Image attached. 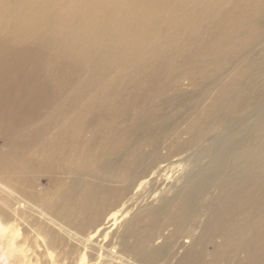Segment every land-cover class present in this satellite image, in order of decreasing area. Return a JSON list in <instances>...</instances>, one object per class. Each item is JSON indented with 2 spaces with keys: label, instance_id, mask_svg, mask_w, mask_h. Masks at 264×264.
Returning a JSON list of instances; mask_svg holds the SVG:
<instances>
[{
  "label": "bare ground",
  "instance_id": "bare-ground-1",
  "mask_svg": "<svg viewBox=\"0 0 264 264\" xmlns=\"http://www.w3.org/2000/svg\"><path fill=\"white\" fill-rule=\"evenodd\" d=\"M189 1L0 0L10 257L264 264V0Z\"/></svg>",
  "mask_w": 264,
  "mask_h": 264
},
{
  "label": "rangeland",
  "instance_id": "rangeland-1",
  "mask_svg": "<svg viewBox=\"0 0 264 264\" xmlns=\"http://www.w3.org/2000/svg\"><path fill=\"white\" fill-rule=\"evenodd\" d=\"M190 3H188V5H194L193 3H192V0H190L189 1ZM224 3V2H223ZM228 3L229 2H225L223 5H228ZM0 6H2V8H1V14H2V19L7 15V14H9V12H10V14H12L11 13V8H10V6L9 5H0ZM36 6V5H35ZM37 8L38 9H42L43 8V10H44V6H41V5H37ZM2 10H4L3 12H2ZM12 12L14 13V15L18 18V22L19 23H21V22H23L22 21V15H21V9L20 8H17L16 10H12ZM4 14V15H3ZM183 88H185V86H183ZM189 90V89H188ZM103 122H105V125L107 126L109 123L108 122H106V121H103ZM161 136V135H160ZM144 151H143V153L146 155V154H148L149 152H150V149L148 148V147H144ZM72 170H74L75 171V169H72ZM179 173V171L178 172H169V173H167L166 175H165V177H164V180L163 179H161V181H160V186H162V185H164V186H166L167 188H169V185H171L175 180H176V178L177 177H179V176H181L182 174H184V172H181V175H177ZM138 179H136L134 182H136ZM180 180V179H179ZM65 183H67L68 182V178H66L65 180ZM64 181H63V183H64ZM179 183H180V181H178ZM137 183V182H136ZM136 183H134L133 185H135ZM178 184V183H177ZM40 185H44V183H42V182H40ZM150 186H151V184H150ZM146 192V187H144V189L141 191V195H142V197H140L139 199H138V201L135 203V205H133L132 207H130L128 210V215L127 216H132V215H136V214H138L139 212H143L144 211V209L146 208V207H149L148 205H156V198L155 197H153L154 195H151L150 196V194L148 195V196H146L147 195V193H145ZM8 243V241H7V239L6 238H4L3 236H2V238H1V236H0V264H24V261H23V259H22V257L20 256V254L19 253H15V254H13V255H11V257H10V254L8 253L9 251H8V249H9V243ZM7 250V251H6ZM6 252V253H5ZM4 253V254H3ZM5 255V256H4ZM6 257V258H5ZM2 258V259H1ZM21 258V259H20ZM48 258H46V257H44L43 258V261H46ZM21 260V261H20ZM46 264H48V263H46Z\"/></svg>",
  "mask_w": 264,
  "mask_h": 264
}]
</instances>
